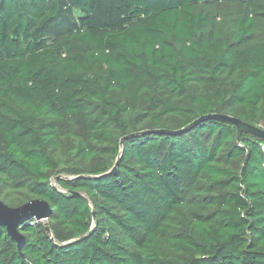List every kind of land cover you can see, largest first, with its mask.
Instances as JSON below:
<instances>
[{
  "label": "trees",
  "instance_id": "16d2710c",
  "mask_svg": "<svg viewBox=\"0 0 264 264\" xmlns=\"http://www.w3.org/2000/svg\"><path fill=\"white\" fill-rule=\"evenodd\" d=\"M209 113L264 129V0H0V199L51 206L0 264H264V139L168 132Z\"/></svg>",
  "mask_w": 264,
  "mask_h": 264
},
{
  "label": "water",
  "instance_id": "95a60500",
  "mask_svg": "<svg viewBox=\"0 0 264 264\" xmlns=\"http://www.w3.org/2000/svg\"><path fill=\"white\" fill-rule=\"evenodd\" d=\"M218 119L225 122H228L236 127V136L239 135L240 132H247L252 136L259 137L261 139H264V129L249 124L248 122H245L235 116L226 114V113H209L204 114L192 121L190 124L185 126L184 128L168 131L170 133H179L181 131L187 130L197 124L198 122H201L206 119ZM147 131L139 132V133H132L125 137H131L139 134H143ZM123 137L120 141L125 138ZM116 164L113 165V167L110 169V172L116 169ZM51 212V206L49 203L43 199L40 198H34L31 199L19 206L11 207L4 203L0 199V225H3L6 227V230L10 237L17 242L18 247H20L24 243V236L19 231V225L22 224L25 220L34 218L35 220L40 221H46L49 214ZM45 229L47 232L50 231L49 226L47 223H45Z\"/></svg>",
  "mask_w": 264,
  "mask_h": 264
}]
</instances>
